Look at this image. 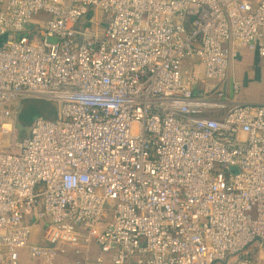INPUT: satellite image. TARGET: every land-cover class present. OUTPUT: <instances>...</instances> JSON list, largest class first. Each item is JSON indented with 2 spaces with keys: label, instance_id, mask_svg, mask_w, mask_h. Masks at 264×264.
<instances>
[{
  "label": "built area",
  "instance_id": "1",
  "mask_svg": "<svg viewBox=\"0 0 264 264\" xmlns=\"http://www.w3.org/2000/svg\"><path fill=\"white\" fill-rule=\"evenodd\" d=\"M242 49L264 61V0H0V264H253L264 104L232 101ZM27 97L58 112L22 136Z\"/></svg>",
  "mask_w": 264,
  "mask_h": 264
},
{
  "label": "rangeland",
  "instance_id": "2",
  "mask_svg": "<svg viewBox=\"0 0 264 264\" xmlns=\"http://www.w3.org/2000/svg\"><path fill=\"white\" fill-rule=\"evenodd\" d=\"M68 3L69 0H63ZM41 16L36 17L33 22L39 23ZM31 26L30 28H32ZM240 67V66H239ZM236 76V77H235ZM230 79L238 83V91L232 98L234 103L238 104H264V76L259 80L246 81L239 73L233 75L230 73ZM229 90V88H228ZM229 93V92H228ZM19 108V129L22 136H27L30 127L36 120L53 121L57 118L58 102L52 99L41 97H27L23 98L18 103ZM40 227H36L35 235L32 237L33 242L40 241L39 236ZM71 256H69L70 258ZM253 264H264V247L254 249ZM69 258L61 256L58 257L53 264H67ZM20 260L27 264H43L40 261L31 258L27 251H20Z\"/></svg>",
  "mask_w": 264,
  "mask_h": 264
},
{
  "label": "crops",
  "instance_id": "3",
  "mask_svg": "<svg viewBox=\"0 0 264 264\" xmlns=\"http://www.w3.org/2000/svg\"><path fill=\"white\" fill-rule=\"evenodd\" d=\"M251 1H256V0H251ZM231 71H233V75H234V71H235V75L239 73L240 76L244 77L247 82L259 80L261 77L264 76V61L259 59L257 55H255L254 53L242 49L240 51V55L238 59L233 62ZM96 250H94V255ZM22 264H27V263L25 261L24 262L22 261Z\"/></svg>",
  "mask_w": 264,
  "mask_h": 264
},
{
  "label": "water",
  "instance_id": "4",
  "mask_svg": "<svg viewBox=\"0 0 264 264\" xmlns=\"http://www.w3.org/2000/svg\"><path fill=\"white\" fill-rule=\"evenodd\" d=\"M230 94H231V97H233V92H232V89L230 90Z\"/></svg>",
  "mask_w": 264,
  "mask_h": 264
}]
</instances>
